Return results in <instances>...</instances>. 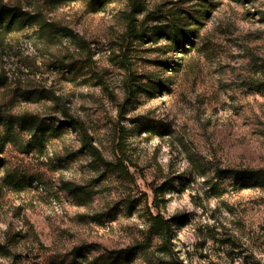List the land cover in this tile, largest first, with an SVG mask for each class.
Listing matches in <instances>:
<instances>
[{
  "label": "rangeland",
  "instance_id": "rangeland-1",
  "mask_svg": "<svg viewBox=\"0 0 264 264\" xmlns=\"http://www.w3.org/2000/svg\"><path fill=\"white\" fill-rule=\"evenodd\" d=\"M138 2L0 0V264H264V0Z\"/></svg>",
  "mask_w": 264,
  "mask_h": 264
},
{
  "label": "trees",
  "instance_id": "trees-1",
  "mask_svg": "<svg viewBox=\"0 0 264 264\" xmlns=\"http://www.w3.org/2000/svg\"><path fill=\"white\" fill-rule=\"evenodd\" d=\"M107 0H90V5L92 6H101L103 5ZM132 1V10L134 13H139L141 10V4L138 2V0ZM21 12L17 8H11L7 7L5 5H0V33L2 30L11 28L13 26H23L24 23H26L29 19H33L32 17H26L24 18L21 14ZM206 15L205 11L200 12L199 16L200 18L204 17ZM200 18L195 16L193 19L194 23L198 24ZM49 27H52L53 29H56L59 32H64V34L68 33L64 28H57L56 26L49 24ZM162 36L170 43V46L175 49L176 51H181L182 54L189 51V47L193 45V41L191 38H194V30H190L188 28L180 27L175 25L171 30L165 29L162 32ZM178 63L176 61H172L171 64H168V67L177 66ZM32 92L26 93V99L31 98ZM54 99V98H53ZM57 100V99H56ZM55 100V101H56ZM69 119V126L74 129L80 138L81 142V149L87 152L92 160L94 162H98L102 164L106 168H113L116 169L119 165H123V163L118 160L115 163H109L103 160V158L100 156V153L98 149L92 144L91 137L89 136L84 124L82 121L75 119L71 116H68V114H64ZM13 121H18L19 119L14 118ZM26 120V119H25ZM24 121L29 126H34L35 130H41L44 131L47 129V127L41 126L40 123H35L33 120L28 119V121ZM13 121H9V123L12 124ZM42 127V128H41ZM253 175L257 178H263V173H253ZM154 222V227H157L159 231H161V235L163 237V241L166 243H169V226L166 221L162 219L159 214H157L155 217L152 218Z\"/></svg>",
  "mask_w": 264,
  "mask_h": 264
}]
</instances>
